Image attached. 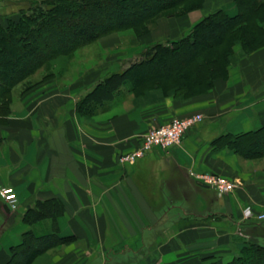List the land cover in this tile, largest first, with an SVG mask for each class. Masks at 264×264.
<instances>
[{"label":"crops","instance_id":"1","mask_svg":"<svg viewBox=\"0 0 264 264\" xmlns=\"http://www.w3.org/2000/svg\"><path fill=\"white\" fill-rule=\"evenodd\" d=\"M208 1L159 23L157 33L135 46H126L120 32L100 37L99 49L110 53L68 86L52 78L18 99L14 92L21 85L12 90L13 114L0 124V187L17 191L18 206L6 211L0 199V264L30 229L22 220L26 211L48 199L63 205L59 236L72 238L37 257L55 255L49 264H220L248 242L264 245V220L256 218L264 213V156L243 158L212 144L224 133L239 135L264 124V46L237 57L226 77L199 97L148 92L120 111V93L94 119L75 108L81 90L110 73L113 61L183 37L213 10ZM194 114L201 120L175 146L152 149L133 164L118 162L150 129ZM203 173L225 176L236 186L219 194L195 179Z\"/></svg>","mask_w":264,"mask_h":264},{"label":"trees","instance_id":"2","mask_svg":"<svg viewBox=\"0 0 264 264\" xmlns=\"http://www.w3.org/2000/svg\"><path fill=\"white\" fill-rule=\"evenodd\" d=\"M235 15L223 9L196 22L185 36L169 44L158 43L141 53L142 58L120 73L97 82L76 103V111L90 117L105 111L123 84L129 92L146 85L172 84L184 89L209 88L227 75L233 63V45L239 43L250 52L264 44V0H232ZM205 0H33L17 21L0 26V116L9 114L12 90L33 87L30 77L59 56H69L81 46L101 36L132 29L139 36L148 24L162 15H183L203 7ZM24 43V44H23ZM160 66V67H159ZM158 68H162L161 70ZM51 74L42 77L47 79ZM28 83V84H27ZM160 86L158 92H161ZM176 86V87H175ZM148 93L144 92L143 96ZM147 95V94H146ZM136 102L137 100L134 99ZM98 112V113H99ZM219 148L232 149L243 158L264 156V124L255 130L233 135L224 133L213 140ZM63 212L58 199H48L26 211L23 222L30 226L21 242L11 248L6 264H32L49 249L69 243L60 237L57 217ZM49 221V222H47ZM221 264H264V245L246 243L237 254Z\"/></svg>","mask_w":264,"mask_h":264},{"label":"rangeland","instance_id":"3","mask_svg":"<svg viewBox=\"0 0 264 264\" xmlns=\"http://www.w3.org/2000/svg\"><path fill=\"white\" fill-rule=\"evenodd\" d=\"M29 1H33V0H12V1L11 0H5L3 2H0V21H3L4 23H6V21H7V25H8L9 21H13L11 19L20 18L22 13L24 11H27V8L30 5ZM209 2L210 3L212 2L211 8L213 10H210L208 15L210 13H213V12L217 11L219 8H225L224 11L225 12L227 11L228 13H231L232 15H235L238 12L237 6L231 0H226V1H223V2H221L219 0H212V1L210 0V1H208V3ZM186 14H188V13H186ZM186 14H183V15H162V16H159V17H157L156 19H154L153 21H151L148 24L149 30L147 32L139 35V36H136L134 34V30H132V29L123 30V31H119V32L121 33V35H123L122 39H123V42H125L126 46H128V47L135 46V44L138 43L137 41H138L139 38L144 37L145 35H147V34H149L151 32L157 33V30L159 29V26H158L159 23L161 25V23L164 22L165 20L179 18V17L185 16ZM263 25H264V23H263ZM0 26H2L1 23H0ZM6 26H2V27H6ZM192 27H193V25H192ZM176 39H178V38H175V40H170V39H167L165 41L163 40V41H161V43L169 44L170 42L177 41ZM97 40L92 42V43H90V44L81 46L80 48L75 50L73 54H71L69 56H59V57L55 58L54 60H52L48 64V67H49L48 69L39 70L38 72H36L35 74H33L30 77L31 85L34 87L35 85H37L39 83H42L43 81H46V80L48 81V80H50L52 78H57L58 82L60 84H63L64 86L70 85L72 81L75 82V80L78 79L77 76L79 75V72H81L84 69H86V67H89V66H92V65H97L100 61L104 60L105 57L110 53V52L107 53L106 51L105 52L101 51L99 49ZM156 44H158V43H156ZM156 44H153V45H156ZM153 45H151V46H153ZM151 46H148V47H151ZM263 46H264V44L262 46H260V47H256L255 49L251 50L250 52H247V51L245 52L243 50V47L239 43H236L235 45H233V49H232L233 60L231 62L234 63V61H235V59L237 57L247 56V55L253 53L254 51L262 48ZM148 47H145L144 49L140 50L137 53H131L128 56H125L127 54H125L124 56L122 54H120V57L123 56L124 58H122V60L120 62L113 61V63H112L113 64L112 71L110 73L106 74V76H108L110 74L117 73V72L120 73L121 71H123L126 68H128L130 64L140 60L142 58L141 53L144 50H146ZM114 59H116V58H114ZM233 63L231 65H233ZM230 66L228 67V69L230 68ZM158 69L161 70L162 68H158ZM46 74H51V76L48 77L47 79L42 80L43 79L42 77L46 76ZM105 77H103L101 80H103ZM101 80H99V81H101ZM215 81L212 83V86L214 85ZM97 82H95L92 85H89V86L85 87L84 89H82L81 92H80V96H79L78 100H80V98H82L89 90H91ZM160 86H163V83H162V85L160 84V85H157V86H154L153 84L146 85V86H143L141 88L134 89L132 92L131 91L129 92V88H130L129 84H126V83L123 84L122 87H120L121 89H119L120 91L118 92V94L121 93L120 94L121 95L120 99L122 101H125V102H123L124 104L121 106V109H119V108L118 109L120 111L121 110H124V111L125 110L126 111L130 110L138 102V101L135 102L134 99L135 100L141 99V97L143 96L144 92H147V91L148 92L158 91L157 88H159ZM20 87H21V89L19 88V91L17 92L18 93L17 95H16V92H14L15 98H16V96L20 97V95L24 92V90H22V89H24L23 86L21 85ZM31 88H29V89H31ZM191 88H194V89L192 90L193 95L190 96V97H194L195 98V97H199V95L204 94L211 87L206 89V87L199 86V85H194ZM172 89H173V85L172 84H166V86L164 85L163 88L161 89L162 90L161 94H171L170 91ZM28 90H25V92L28 91ZM174 90L177 91L176 92L177 93L176 96H179L180 98H185V97L182 96V93H183L184 89H182V90L178 89L177 90V87H176V89H174ZM125 92L129 94L128 95L129 96L128 99H127V95L125 96ZM114 97H116V95ZM15 98H13L11 96V102H10V105H9V110L10 111H9V114H8L9 117L11 116V114H13V112L11 111V104L14 103L16 101V99H18V97L16 99ZM116 98H118V96ZM187 99H189V98H187ZM78 100L76 101V103L78 102ZM25 101L27 103V99ZM76 103H75V108H76ZM99 111H97L93 115H90V117H85V115H81V114H79V115H81V117H84L86 119H94V118H96L95 115ZM7 116H0V124H1V122L3 120H6ZM22 220H23V218H22ZM52 256H55V255H52L51 253H49L48 256L39 257V258L36 259L37 261L34 264H49L50 261H51ZM94 264H101V263L99 262V260H96L94 262Z\"/></svg>","mask_w":264,"mask_h":264},{"label":"built area","instance_id":"4","mask_svg":"<svg viewBox=\"0 0 264 264\" xmlns=\"http://www.w3.org/2000/svg\"><path fill=\"white\" fill-rule=\"evenodd\" d=\"M200 120V114L187 117H174L169 122L150 129L142 135L140 144L133 151L118 156L119 163L133 164L152 149L167 150L175 146L181 141L186 131ZM195 179L204 185L214 188L219 194L231 192L236 186L235 181L225 176L210 173L197 174L195 175ZM0 199L9 210L15 211L17 209L18 194L13 187L1 186ZM246 216H250V213L246 214ZM256 218L257 220H264V213L258 214Z\"/></svg>","mask_w":264,"mask_h":264},{"label":"water","instance_id":"5","mask_svg":"<svg viewBox=\"0 0 264 264\" xmlns=\"http://www.w3.org/2000/svg\"><path fill=\"white\" fill-rule=\"evenodd\" d=\"M4 209H5L6 211H8V207H7L6 205H4Z\"/></svg>","mask_w":264,"mask_h":264}]
</instances>
